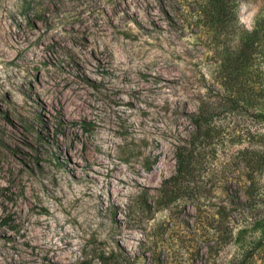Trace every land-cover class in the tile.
Wrapping results in <instances>:
<instances>
[{
	"label": "rangeland",
	"instance_id": "rangeland-1",
	"mask_svg": "<svg viewBox=\"0 0 264 264\" xmlns=\"http://www.w3.org/2000/svg\"><path fill=\"white\" fill-rule=\"evenodd\" d=\"M24 3L0 0V264H264V0L220 24L210 0H63L30 22ZM222 65L237 105L194 151ZM185 155L196 196L167 205Z\"/></svg>",
	"mask_w": 264,
	"mask_h": 264
},
{
	"label": "trees",
	"instance_id": "trees-1",
	"mask_svg": "<svg viewBox=\"0 0 264 264\" xmlns=\"http://www.w3.org/2000/svg\"><path fill=\"white\" fill-rule=\"evenodd\" d=\"M24 14L28 11L30 17L26 19L28 22L31 20L34 21H43L46 19L47 15L56 14L60 19V12L58 8H62L63 0H24ZM212 2L213 10L211 12V18L213 21H216L220 24V22L227 16L228 13H231V8L228 10V4L230 2H234V8H236V0H210ZM233 8V7H232ZM228 10V12H227ZM235 12V10H234ZM256 42L255 37L252 39V44L254 45ZM249 58V53L246 50L242 51L239 56H237L238 61H247ZM226 65H222L220 67V72L223 74L222 78L218 81H215L214 86L218 85L224 87L223 93L218 90L216 94H214L215 90L208 89V92L215 96H210L209 99L200 100L199 106L197 110L191 113V122H192V138H191V146L194 151H201L203 148L208 146L206 142L207 137H211L212 131H215L217 127V120L220 114H229L234 111L236 108L237 101L233 91H231V87L233 85V81H235L234 70H225ZM264 89V80L262 83ZM218 97L217 100L213 98ZM218 102L219 104L217 105ZM224 106V110H221L220 107ZM259 117L264 122V112L260 113ZM192 156L185 155L183 157H179L177 162V170L176 174L166 179L162 183V187L160 193L162 198L166 202V204H171L175 202L178 198L182 196L195 197L196 189L191 187H183L181 186V180L189 173L191 169ZM256 191V186L254 183H251L247 190V199L245 201V206H248V201L253 197L254 192ZM221 218L223 217L222 213ZM218 214V215H219ZM220 216V215H219ZM241 216H243V220L241 224L246 225V222H252L254 219L249 214V212H244ZM220 224V222H219ZM262 227V233L264 237V220L262 223H258ZM233 239V231H222L218 227H214L211 230L206 232L205 240L208 241L209 244L213 245H227ZM254 252L247 253L244 260L240 264H246V261L253 256ZM100 264H120L117 260H111L104 253L98 257ZM80 264H89L87 260L82 261Z\"/></svg>",
	"mask_w": 264,
	"mask_h": 264
},
{
	"label": "bare ground",
	"instance_id": "bare-ground-1",
	"mask_svg": "<svg viewBox=\"0 0 264 264\" xmlns=\"http://www.w3.org/2000/svg\"><path fill=\"white\" fill-rule=\"evenodd\" d=\"M133 181V180H132ZM136 183V182H135ZM129 185H130V182H129ZM134 184H132V186H133Z\"/></svg>",
	"mask_w": 264,
	"mask_h": 264
}]
</instances>
